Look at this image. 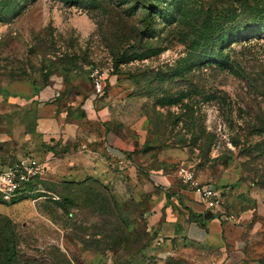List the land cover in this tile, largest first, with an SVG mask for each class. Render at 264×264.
Returning a JSON list of instances; mask_svg holds the SVG:
<instances>
[{
  "label": "rangeland",
  "instance_id": "rangeland-1",
  "mask_svg": "<svg viewBox=\"0 0 264 264\" xmlns=\"http://www.w3.org/2000/svg\"><path fill=\"white\" fill-rule=\"evenodd\" d=\"M206 29L223 40L217 58ZM55 84L62 116L93 107L119 133V161L111 183L46 175L30 199L0 203V264H191L184 249L202 247L166 251L134 199L138 177L190 193L181 167L240 230L242 249L223 264H264V0H0V137L20 146L36 123L31 98Z\"/></svg>",
  "mask_w": 264,
  "mask_h": 264
},
{
  "label": "crops",
  "instance_id": "crops-1",
  "mask_svg": "<svg viewBox=\"0 0 264 264\" xmlns=\"http://www.w3.org/2000/svg\"><path fill=\"white\" fill-rule=\"evenodd\" d=\"M60 88L61 85L55 84L38 89L31 98L36 104L34 130H25L20 146L14 142L13 134L1 135L0 142L4 145L0 148L14 143L17 150L7 153L8 160L29 155L45 165L42 178L36 179L34 185H39L38 182L44 180L46 175L73 181L95 176L101 182L111 183L112 179L108 178L119 161V133L113 129L103 131L101 125H97L96 122L101 121L97 116L101 113L89 106L94 104L96 107L99 101L86 103L85 107L90 109L84 118L70 121L62 116L58 108L63 109V105L55 98ZM74 98L70 97L64 103L74 109L78 97ZM158 178L162 180V185L170 184L165 176ZM138 179V185L141 182L145 184L136 190L138 194H134V199L139 202L138 210L146 216L149 230L159 235L160 245L165 249L176 245L184 247L186 243L201 246V253L184 249L190 251L188 259L191 264H223L229 261L231 252L242 249L239 228L214 214L212 218L205 219L207 211L190 189V193L178 196L171 194L174 190L169 186L159 192L149 180ZM153 181L154 184L158 183L156 179ZM33 190L39 192L35 187ZM191 213L195 218H191ZM199 215L202 218L197 217ZM167 254L170 252L164 253Z\"/></svg>",
  "mask_w": 264,
  "mask_h": 264
},
{
  "label": "built area",
  "instance_id": "built-area-1",
  "mask_svg": "<svg viewBox=\"0 0 264 264\" xmlns=\"http://www.w3.org/2000/svg\"><path fill=\"white\" fill-rule=\"evenodd\" d=\"M91 78L93 97L101 96L105 89L104 78L98 71L92 72ZM45 170L44 164L29 155L8 160L7 163H2L0 160V201L5 205H12L13 202L30 199L37 192L32 189L35 180L42 178ZM180 177L182 182L199 197L205 211H211L215 215L219 205L217 191L211 186L201 184L194 173L185 167H181Z\"/></svg>",
  "mask_w": 264,
  "mask_h": 264
},
{
  "label": "trees",
  "instance_id": "trees-1",
  "mask_svg": "<svg viewBox=\"0 0 264 264\" xmlns=\"http://www.w3.org/2000/svg\"><path fill=\"white\" fill-rule=\"evenodd\" d=\"M15 1L18 3V2H20L22 0H15ZM227 33H229V32H225L224 34H227ZM222 42H223V40L220 39V36H217V33H216L215 30L206 29L205 40H204V48L206 49V51L207 50L210 51L211 56H215L217 58V57H219L221 55V52L219 50H220V45H221ZM0 203L3 204L1 201H0ZM15 203L16 202H13L12 205L15 204ZM3 205H5V204H3ZM6 205H8V204H6ZM197 217L202 218V215H199Z\"/></svg>",
  "mask_w": 264,
  "mask_h": 264
},
{
  "label": "water",
  "instance_id": "water-1",
  "mask_svg": "<svg viewBox=\"0 0 264 264\" xmlns=\"http://www.w3.org/2000/svg\"><path fill=\"white\" fill-rule=\"evenodd\" d=\"M10 121V120H9ZM213 217V213L211 211H207L205 214H204V218L205 219H210Z\"/></svg>",
  "mask_w": 264,
  "mask_h": 264
}]
</instances>
